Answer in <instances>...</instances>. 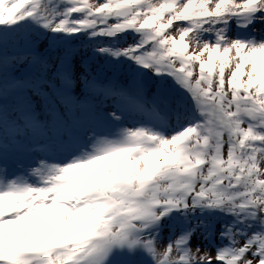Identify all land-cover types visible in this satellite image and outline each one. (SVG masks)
Instances as JSON below:
<instances>
[{
  "label": "snow or ice",
  "instance_id": "1",
  "mask_svg": "<svg viewBox=\"0 0 264 264\" xmlns=\"http://www.w3.org/2000/svg\"><path fill=\"white\" fill-rule=\"evenodd\" d=\"M0 264H264V0H0Z\"/></svg>",
  "mask_w": 264,
  "mask_h": 264
}]
</instances>
